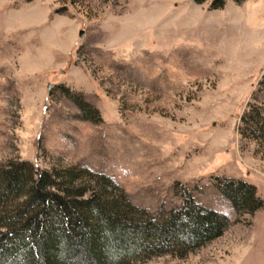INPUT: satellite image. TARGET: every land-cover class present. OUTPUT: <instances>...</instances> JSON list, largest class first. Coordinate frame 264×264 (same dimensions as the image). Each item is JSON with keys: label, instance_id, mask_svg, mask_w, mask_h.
Returning <instances> with one entry per match:
<instances>
[{"label": "rangeland", "instance_id": "rangeland-1", "mask_svg": "<svg viewBox=\"0 0 264 264\" xmlns=\"http://www.w3.org/2000/svg\"><path fill=\"white\" fill-rule=\"evenodd\" d=\"M210 1L0 0V165L106 174L157 218L177 185L225 216L145 264H264V131L246 118L264 116V0ZM216 177L260 204L237 212Z\"/></svg>", "mask_w": 264, "mask_h": 264}, {"label": "trees", "instance_id": "trees-1", "mask_svg": "<svg viewBox=\"0 0 264 264\" xmlns=\"http://www.w3.org/2000/svg\"><path fill=\"white\" fill-rule=\"evenodd\" d=\"M77 104L88 116L90 106ZM246 118L264 131L258 111ZM215 185L237 212L260 204L254 186L242 179L216 177ZM175 192L178 206L157 218L106 174L7 160L0 165V264H145L150 255L181 256L221 234L223 214L197 203L190 189L175 185Z\"/></svg>", "mask_w": 264, "mask_h": 264}, {"label": "water", "instance_id": "water-1", "mask_svg": "<svg viewBox=\"0 0 264 264\" xmlns=\"http://www.w3.org/2000/svg\"><path fill=\"white\" fill-rule=\"evenodd\" d=\"M81 32H79V35H80Z\"/></svg>", "mask_w": 264, "mask_h": 264}]
</instances>
